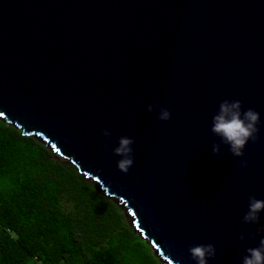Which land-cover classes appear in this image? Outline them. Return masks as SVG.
<instances>
[{
  "label": "water",
  "instance_id": "obj_1",
  "mask_svg": "<svg viewBox=\"0 0 264 264\" xmlns=\"http://www.w3.org/2000/svg\"><path fill=\"white\" fill-rule=\"evenodd\" d=\"M226 98L264 122V0H0V119L121 206L166 264H194L196 243L215 245L210 264H241L259 242L242 217L264 199V123L243 157L213 154ZM124 134L126 174L103 147Z\"/></svg>",
  "mask_w": 264,
  "mask_h": 264
},
{
  "label": "trees",
  "instance_id": "obj_2",
  "mask_svg": "<svg viewBox=\"0 0 264 264\" xmlns=\"http://www.w3.org/2000/svg\"><path fill=\"white\" fill-rule=\"evenodd\" d=\"M164 264L123 211L0 119V264Z\"/></svg>",
  "mask_w": 264,
  "mask_h": 264
},
{
  "label": "clouds",
  "instance_id": "obj_3",
  "mask_svg": "<svg viewBox=\"0 0 264 264\" xmlns=\"http://www.w3.org/2000/svg\"><path fill=\"white\" fill-rule=\"evenodd\" d=\"M149 113H156L157 119L168 121L171 119V111L162 105L149 104ZM261 121V114L253 108H244L239 99H223L211 117L210 131L219 137L220 143L212 146L213 154H218L221 145H226L229 152L235 157H243L244 149L248 142L258 138ZM101 135L106 141L112 140L110 127L101 129ZM134 137L124 134L120 135L114 144L106 142L103 147L105 151L111 152L116 159V167L123 173H128L135 165ZM242 167H247V161H241ZM264 213V199L257 198L256 195H249L247 211L242 220L244 223L258 225L256 233L260 234V239L255 247H248L245 255L241 259V264H264V224L260 223L261 214ZM240 240H244V234L240 235ZM189 254L194 264H210L216 256V248L212 243H196L189 247ZM182 264V261H176Z\"/></svg>",
  "mask_w": 264,
  "mask_h": 264
},
{
  "label": "rangeland",
  "instance_id": "obj_4",
  "mask_svg": "<svg viewBox=\"0 0 264 264\" xmlns=\"http://www.w3.org/2000/svg\"><path fill=\"white\" fill-rule=\"evenodd\" d=\"M39 140V139H38ZM39 142L40 143H42L40 140H39ZM43 144V143H42ZM44 145V144H43ZM47 147V146H46ZM48 148V147H47ZM49 149V148H48ZM50 150V149H49ZM60 161V160H59ZM62 161V160H61ZM62 162H64V161H62ZM66 163H69V162H66ZM70 164V163H69ZM88 180V179H87ZM95 187H96V189L101 193V194H103L102 192H101V190H99L98 189V187L95 185ZM113 201V200H112ZM114 202V201H113ZM115 203V202H114ZM119 206V205H118ZM120 207V209L122 210V208H121V206H119ZM123 211V210H122ZM123 214H124V212H123ZM124 217H125V215H124ZM126 219V218H125ZM126 221H127V219H126ZM153 252L155 253V251L153 250ZM156 254V253H155ZM164 264H166V262H164V261H162Z\"/></svg>",
  "mask_w": 264,
  "mask_h": 264
},
{
  "label": "built area",
  "instance_id": "obj_5",
  "mask_svg": "<svg viewBox=\"0 0 264 264\" xmlns=\"http://www.w3.org/2000/svg\"><path fill=\"white\" fill-rule=\"evenodd\" d=\"M40 264H42L41 262H39Z\"/></svg>",
  "mask_w": 264,
  "mask_h": 264
}]
</instances>
